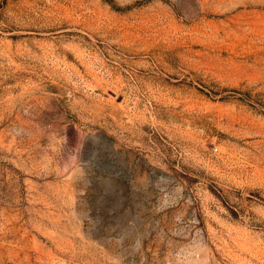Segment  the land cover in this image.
<instances>
[{"label": "rangeland", "instance_id": "1", "mask_svg": "<svg viewBox=\"0 0 264 264\" xmlns=\"http://www.w3.org/2000/svg\"><path fill=\"white\" fill-rule=\"evenodd\" d=\"M0 264H264V0H0Z\"/></svg>", "mask_w": 264, "mask_h": 264}, {"label": "trees", "instance_id": "2", "mask_svg": "<svg viewBox=\"0 0 264 264\" xmlns=\"http://www.w3.org/2000/svg\"><path fill=\"white\" fill-rule=\"evenodd\" d=\"M103 1H105V2H109V0H103Z\"/></svg>", "mask_w": 264, "mask_h": 264}]
</instances>
